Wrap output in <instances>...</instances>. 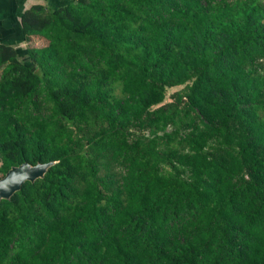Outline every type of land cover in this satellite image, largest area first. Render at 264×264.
I'll return each mask as SVG.
<instances>
[{
  "label": "trees",
  "instance_id": "1",
  "mask_svg": "<svg viewBox=\"0 0 264 264\" xmlns=\"http://www.w3.org/2000/svg\"><path fill=\"white\" fill-rule=\"evenodd\" d=\"M17 26L0 178L53 164L0 200V264H264V0H45Z\"/></svg>",
  "mask_w": 264,
  "mask_h": 264
},
{
  "label": "water",
  "instance_id": "2",
  "mask_svg": "<svg viewBox=\"0 0 264 264\" xmlns=\"http://www.w3.org/2000/svg\"><path fill=\"white\" fill-rule=\"evenodd\" d=\"M51 164H53L52 161L46 163L38 162L35 165L23 162L18 166H12L0 178V200L9 199L26 180L34 181L36 178L42 177Z\"/></svg>",
  "mask_w": 264,
  "mask_h": 264
},
{
  "label": "crops",
  "instance_id": "3",
  "mask_svg": "<svg viewBox=\"0 0 264 264\" xmlns=\"http://www.w3.org/2000/svg\"><path fill=\"white\" fill-rule=\"evenodd\" d=\"M35 3L45 0H0V42L18 41L20 13Z\"/></svg>",
  "mask_w": 264,
  "mask_h": 264
},
{
  "label": "rangeland",
  "instance_id": "4",
  "mask_svg": "<svg viewBox=\"0 0 264 264\" xmlns=\"http://www.w3.org/2000/svg\"><path fill=\"white\" fill-rule=\"evenodd\" d=\"M20 41V40H19ZM19 43V42H18ZM44 41L43 39H38V38H31V40L27 41V42H23L20 41L19 46L20 47H25V46H41L44 45L43 44ZM182 86H177V87H173V88H168L166 91V97H165V101H169L170 100V96L173 92H175L176 90H179Z\"/></svg>",
  "mask_w": 264,
  "mask_h": 264
}]
</instances>
